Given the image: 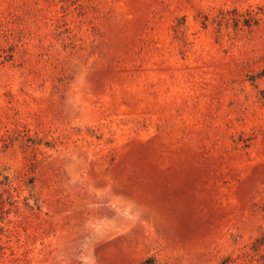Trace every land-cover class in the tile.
<instances>
[{
	"label": "rangeland",
	"instance_id": "1",
	"mask_svg": "<svg viewBox=\"0 0 264 264\" xmlns=\"http://www.w3.org/2000/svg\"><path fill=\"white\" fill-rule=\"evenodd\" d=\"M263 68L264 0H0V264H241Z\"/></svg>",
	"mask_w": 264,
	"mask_h": 264
},
{
	"label": "trees",
	"instance_id": "2",
	"mask_svg": "<svg viewBox=\"0 0 264 264\" xmlns=\"http://www.w3.org/2000/svg\"><path fill=\"white\" fill-rule=\"evenodd\" d=\"M264 81V68L255 75L249 76V81ZM257 97L261 105L264 107V85L257 90ZM243 262L241 264H264V231L260 232L247 246V250L241 253ZM238 259V258H237ZM235 259L230 255L222 258L217 264H234ZM141 264H157L153 257L146 258Z\"/></svg>",
	"mask_w": 264,
	"mask_h": 264
}]
</instances>
